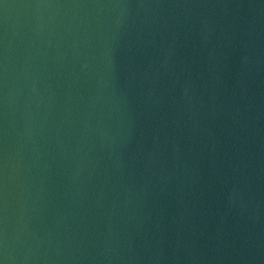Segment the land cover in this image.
Segmentation results:
<instances>
[{
  "label": "water",
  "instance_id": "95a60500",
  "mask_svg": "<svg viewBox=\"0 0 264 264\" xmlns=\"http://www.w3.org/2000/svg\"><path fill=\"white\" fill-rule=\"evenodd\" d=\"M0 264H264V0H0Z\"/></svg>",
  "mask_w": 264,
  "mask_h": 264
}]
</instances>
